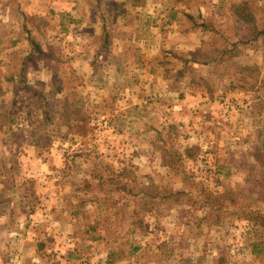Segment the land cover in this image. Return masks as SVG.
<instances>
[{
	"label": "rangeland",
	"instance_id": "374dc122",
	"mask_svg": "<svg viewBox=\"0 0 264 264\" xmlns=\"http://www.w3.org/2000/svg\"><path fill=\"white\" fill-rule=\"evenodd\" d=\"M247 210L264 0H0V264H264Z\"/></svg>",
	"mask_w": 264,
	"mask_h": 264
},
{
	"label": "trees",
	"instance_id": "16d2710c",
	"mask_svg": "<svg viewBox=\"0 0 264 264\" xmlns=\"http://www.w3.org/2000/svg\"><path fill=\"white\" fill-rule=\"evenodd\" d=\"M251 13L244 14V15H240V20L245 21V22H250V20H252L251 17ZM36 50H38V52L42 53L41 49L39 46H36ZM257 68H255L256 70ZM250 70V68H245L242 69L243 72ZM10 81H12L16 87H18V85H20V83L16 82V77L14 75H12L9 78ZM70 98H64L63 99V103H64V109H66V111H64V115L69 116L71 114L70 111ZM51 109L47 110L45 112L46 114V121H50L52 119L50 114ZM63 115V116H64ZM34 139V143L33 145L36 146L38 149H42L44 147L43 144V140L45 138V136H49L48 132H39L36 129L33 130V134L31 135ZM173 196V195H170ZM249 206V205H248ZM244 213L246 214V219H248L251 223H252V229L249 232L250 234L253 235L252 241L250 243V247L252 250V254L255 256L256 259H260L261 261H264V214L261 213L260 210H247L244 211ZM98 224L96 225H90V228L88 230V232H97L98 230ZM93 240H99V239H103L102 235H98V236H94L92 237ZM135 251H137V247L135 248ZM115 254L114 252H111L109 257L112 258L114 257ZM114 260H110L108 262V264H112L114 263Z\"/></svg>",
	"mask_w": 264,
	"mask_h": 264
}]
</instances>
